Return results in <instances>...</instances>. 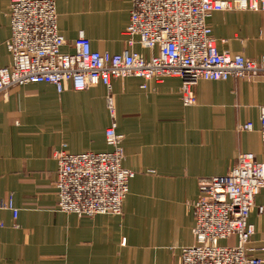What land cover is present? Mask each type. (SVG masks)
Returning <instances> with one entry per match:
<instances>
[{
	"label": "crops",
	"instance_id": "crops-1",
	"mask_svg": "<svg viewBox=\"0 0 264 264\" xmlns=\"http://www.w3.org/2000/svg\"><path fill=\"white\" fill-rule=\"evenodd\" d=\"M11 0H0V69L12 63ZM58 28L73 54L81 33L93 51L121 54L130 23V0H54ZM220 53L258 60L264 56V12H215L207 19ZM149 58L156 51L136 45ZM144 80H114L117 133L123 168L135 175L121 216L79 218L58 210L57 153H107L110 125L99 85L59 93L41 83L0 96V201L19 210L0 212V264H179L194 241L191 205L201 180L224 178L241 154L264 164L261 112L264 76L253 80L201 81L196 103L185 106L179 78L143 90ZM252 123L254 131H241ZM264 188L249 217L254 235L248 255L264 264ZM222 246L236 245L231 237Z\"/></svg>",
	"mask_w": 264,
	"mask_h": 264
},
{
	"label": "built area",
	"instance_id": "built-area-1",
	"mask_svg": "<svg viewBox=\"0 0 264 264\" xmlns=\"http://www.w3.org/2000/svg\"><path fill=\"white\" fill-rule=\"evenodd\" d=\"M130 23L121 54L93 51L83 33L74 42L73 54L62 53L67 41L58 28L54 0H11V37L7 48L12 63L0 69V96L16 87L46 83L59 93L71 88L85 91L104 85L110 125L105 131L107 153H57L58 210L79 218L121 216L134 173L124 169L123 136L117 133L114 80H144L143 90L167 78L182 81L185 106L196 103L194 88L201 81L229 79L252 82L264 76V56L250 60L220 53L207 19L215 12L250 10L264 12V0H130ZM156 51L149 58L136 52V45ZM241 131H254L252 123ZM264 144V108L261 112ZM264 188V164L253 154H241L224 178L201 180L200 196L191 205L195 219L194 241L181 249L179 264H263L248 255L254 228L249 217L255 198ZM19 210L13 198L0 201V212ZM264 209H260V213ZM3 224L0 223V228ZM236 237V245L220 242Z\"/></svg>",
	"mask_w": 264,
	"mask_h": 264
},
{
	"label": "rangeland",
	"instance_id": "rangeland-1",
	"mask_svg": "<svg viewBox=\"0 0 264 264\" xmlns=\"http://www.w3.org/2000/svg\"><path fill=\"white\" fill-rule=\"evenodd\" d=\"M224 244H226L225 242H220V245H224Z\"/></svg>",
	"mask_w": 264,
	"mask_h": 264
}]
</instances>
